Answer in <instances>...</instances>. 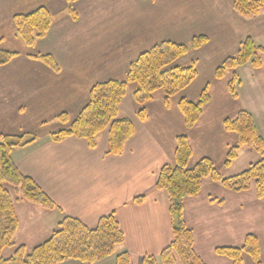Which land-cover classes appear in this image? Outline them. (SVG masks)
Wrapping results in <instances>:
<instances>
[{"label":"crops","instance_id":"crops-1","mask_svg":"<svg viewBox=\"0 0 264 264\" xmlns=\"http://www.w3.org/2000/svg\"><path fill=\"white\" fill-rule=\"evenodd\" d=\"M95 1L74 0L79 17L73 22L67 14V0H48L46 4L0 0V50L11 51L4 46L6 41L26 53L0 66V111L25 106L40 115L37 118L42 125L51 121L57 127L41 128L32 143L12 151L11 159L18 170L55 205V209L46 210L24 203L22 231L39 226L49 237L64 217L93 228L101 217L114 213L123 233V243L116 248V254L127 252L131 264H142L147 257L158 259L173 238L167 196L155 185L162 167L173 164L178 136H186L191 147L197 143L201 148L195 159L192 154L190 167L208 158L222 176L235 175L232 169L238 156L224 166L229 148L236 144V136L223 128V121L229 119L226 113L212 109L210 97L201 118L193 128L186 129L177 104L172 109L160 99L145 105L147 118L139 121L137 107L131 103L132 93L130 97L127 94L119 106V116L131 122L134 134L119 156L105 154L106 132L97 136L94 148L75 137L53 142L48 133L63 129L65 124L58 120L59 114L74 119L88 102L95 84L119 81L128 65L153 45L162 41L184 43L185 39L204 35L209 39L207 45L221 40L234 46L235 53L240 43L238 31L251 22L240 23L227 0L226 9L217 0ZM40 6L49 9L52 25L49 36L36 45L33 53L16 39L13 17ZM37 53L51 54L59 71L29 57ZM260 111L264 115V104ZM252 117L264 139V123L258 126L257 116ZM138 197L144 198L134 203ZM15 214L20 228L16 209ZM183 220L192 231L194 250L205 264H231L214 250L239 247L248 234L256 236L259 264H264V189L262 198L257 199L254 190L229 192L205 180L197 196L184 200ZM110 263L107 259L97 264Z\"/></svg>","mask_w":264,"mask_h":264},{"label":"trees","instance_id":"trees-1","mask_svg":"<svg viewBox=\"0 0 264 264\" xmlns=\"http://www.w3.org/2000/svg\"><path fill=\"white\" fill-rule=\"evenodd\" d=\"M232 10L245 21L257 18L264 9V0H231ZM74 11L70 10V15ZM76 20V18H71ZM16 33L25 45L42 39L51 26V14L45 8H38L25 15L14 16ZM206 36L193 37L188 44L162 41L142 52L132 61L124 80H108L95 84L89 92L88 103L79 111L69 127L52 133L53 142L75 137L84 140L90 148L96 146L95 139L106 132V155L119 156L124 145L133 136L131 122L119 116V105L127 93L129 85L136 87L132 98L137 105L136 116L139 121L147 118L145 105L152 102L153 94L158 89L164 92V104L169 99L185 90L197 76L194 64L187 67L175 63L189 51L201 49L207 43ZM264 48L257 47L252 39H244L234 56L225 58L215 69L213 77L221 80L226 73L249 64L251 68H262L260 56ZM16 56L15 53L0 50V66L7 65ZM37 60L54 68L49 56H34ZM237 77L232 73L227 83L228 93L236 98L234 85ZM210 100L206 85L196 102L180 98L177 108L183 118L186 129H191L201 118L203 108ZM60 121L67 123L66 115L61 114ZM225 131L236 136V144L229 148L224 166L228 167L238 156L241 148H248L259 156L242 172L222 176L208 158H202L189 166L192 148L186 136L180 135L175 140L173 164L162 167L159 171L155 188L164 191L167 196L173 238L163 249L158 259L147 257L142 264H205L194 250L192 231L183 220L185 199L197 196L203 182L209 180L229 192H247L254 186L257 199L262 198L264 189V139L258 134L253 117L245 111H239L233 119L223 121ZM33 139L23 141L22 137H0V264H61L65 261H77L83 264H97L113 258L110 264H131L127 252L116 254V248L123 243V233L114 213L101 217L93 228L80 221L64 217L57 228L42 243L28 252L24 245L15 246L11 256L4 258L2 252L13 246L18 220L14 201L23 200L38 205L46 210L55 209L53 202L27 176L23 175L11 159L14 149L32 143ZM16 196L13 200L12 196ZM14 196V197H15ZM144 197L133 200L140 203ZM217 256L228 259L231 264H242L243 256H248L254 264H259V247L255 235L248 234L239 247H220L214 250Z\"/></svg>","mask_w":264,"mask_h":264},{"label":"rangeland","instance_id":"rangeland-1","mask_svg":"<svg viewBox=\"0 0 264 264\" xmlns=\"http://www.w3.org/2000/svg\"><path fill=\"white\" fill-rule=\"evenodd\" d=\"M31 1L40 2L41 4H46V2H48V0H31ZM84 1H86V0H84ZM91 1L96 2L95 0H91ZM213 1H215V0H213ZM217 1L222 3V5L220 7H222V8L225 7V0H217ZM227 1L229 2V8H230L231 0H227ZM73 2H74V0H67V3L69 5L68 10H67V14H68V17L70 19L76 18V20L71 19V21L76 22L78 20V17H79V12L77 9H75ZM38 8H45L50 13L48 8L42 7V6L37 7L34 10H37ZM214 9L216 11L219 10V8L216 6ZM224 9H226V8H224ZM70 10L74 11L75 16H73V14L70 15ZM33 11H31V12H33ZM31 12H29V13H31ZM26 14H28V13H26ZM17 15H25V14L20 13ZM228 15H231V14L228 13ZM242 20L243 19L239 20V21H241L240 23H245V22H251V23H245L244 26H242L240 28V31H238L239 33L236 35L238 37L237 41L241 43L244 39L250 38V39H252L255 46L264 48V9L261 10L259 16L257 18H255L254 20H251V21L243 20L245 22H242ZM13 23H14V17H13ZM13 25H14L16 39L18 41H20L22 43V45L28 49V51L30 49V52H33V53H35V51H33V49H35L36 45H38L39 42L42 43L43 41H45L46 37L49 36L48 35L49 31H48L42 39L34 40V43H32L31 45H25V43H23V41L20 39V37L16 33L15 24H13ZM51 25H52V19H51ZM50 29H51V26H50L49 30ZM200 36H204V35H200ZM194 37H197V36H194ZM191 39H185L184 43H179V44H188ZM187 40H189V41H187ZM207 40H208L207 43L203 46L204 48L201 47V49H199V50L189 51L188 54H186L185 56L180 58L175 63V65L182 66V67L183 66L187 67L193 63L194 67L196 69V72H197V76L188 88H186L185 90L179 92L177 95L170 98L167 106H169V104H170V107L172 109H174L175 105L177 104V102L180 98H186L190 101L196 102L199 98V95H200L202 89L206 85H208L209 86L208 88L210 89V90L208 89V94H209V97L212 98V103H211L212 109H214L216 111H220V112H225L226 117L229 119H233L236 116V114L241 110L248 112L251 116H253V115L257 116L255 122L257 123L258 126H262V124L264 123V115H262V113H261L262 111H260V108H261V105L264 104V55L260 56V59L262 62V68L260 70L256 71L255 69H252L249 64H247L242 69L236 68L235 70L226 73L225 77L223 79H221L220 82H216L218 80H215L213 78V74H214L215 69L221 64V62L225 58L230 57V56H234L237 51L234 53V46L231 47V46H228V44L225 45L224 42L221 40H213L212 39L213 41H211L212 43L209 45H207L209 42V39L207 38ZM94 41L97 42V40H95V39H94ZM4 46H9V48L11 50L10 52H20V54L15 53L16 56L26 55V53H24L25 52L24 50L18 49L13 45H8V42H6V41H5ZM238 47H239V45H238ZM37 55L38 56H42V55L43 56H49L55 65L54 68H51V67L50 68L54 72L59 71L57 62H55V60L51 54H49V53H47V54L37 53L34 56H37ZM34 56L31 55L29 57L34 58ZM34 59L37 60L36 58H34ZM38 61H40V60H38ZM41 63H43V62H41ZM43 64L47 65L45 63H43ZM47 66L49 67V65H47ZM232 73H234L237 77V83H236V85H234V92L236 94L235 99L232 98L230 96V94L228 93L227 84H226L231 80ZM117 74H119V72ZM120 78L121 79L118 78L119 81L124 80V76H122ZM225 84H226V90L224 88ZM135 87L136 86L134 84L129 85L127 88L126 95L128 94L130 97V94L133 92ZM164 97H165V95H164L163 90L158 89L153 94V99H154L153 102L157 103L160 99H162L164 102ZM131 99H133V98L131 97ZM88 101H89V98H88ZM131 103L135 107H137L134 100ZM11 112L6 108L1 109V111H0V120L2 121L3 119H7L6 123H2L0 121V137L1 136L22 137L23 141H28L31 139H33V141H34L36 139V136H38L40 131H42L41 128L42 129L57 128V127H55V125L51 121H48L47 125H42L41 121L37 118L40 115L38 113L32 112L30 110V108L28 109L25 106L21 107L20 105H16V106H14V108ZM61 114L66 115L65 113H61ZM61 114H59L58 117ZM146 114H147V112H146ZM66 117L68 119L67 123L60 121L58 118V120L61 123L65 124L63 126V129L68 128L70 122H72L75 119L74 118L71 120L67 115H66ZM60 130H62V129H59L56 131H51L48 133V136L51 138L50 135L52 133L58 132ZM1 133H2V135H1ZM191 148H192L193 159H195V157L197 156V153H199V150L201 148L198 147L197 143H195V145H193ZM212 156H215V155H212ZM258 160H259V156L256 153L249 150L248 148H241V150L238 154V160L235 162L232 171L234 170L233 172L236 175V174L242 172L243 170H245L249 164L255 163ZM213 161L216 162L215 160H213ZM191 162H193V160ZM250 190H252V191L254 190L253 184L251 185ZM14 196H12L13 200H15V198H16V196L15 197ZM24 203H27V202H25L23 200L14 201V207H15L16 211L18 212V217L20 220V228H18L19 230L16 232L15 237L13 239L14 245L11 246L10 248L4 249V251L2 252V256L4 258H8L9 256H11L15 246L23 244L28 248L27 251L29 252L31 250V248H33V246H36L37 244L42 243L43 241L46 240V238H48V237H46L47 233H42L39 226H37L35 229H31L28 231H26V230L22 231V228H23L22 225L24 223V220H23L24 219L23 218L24 211H23V208H21V207L23 205H26ZM43 235H44V237H43ZM109 260H110V262H112L113 258H110ZM243 264H253V263H252V260L248 256L244 255L243 256Z\"/></svg>","mask_w":264,"mask_h":264}]
</instances>
